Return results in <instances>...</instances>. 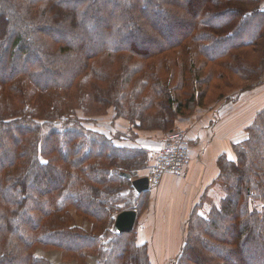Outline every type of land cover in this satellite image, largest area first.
I'll return each mask as SVG.
<instances>
[{
  "label": "trees",
  "instance_id": "16d2710c",
  "mask_svg": "<svg viewBox=\"0 0 264 264\" xmlns=\"http://www.w3.org/2000/svg\"><path fill=\"white\" fill-rule=\"evenodd\" d=\"M262 3L0 0V264H52L38 250L151 264L133 230H110L146 204L123 177L148 166L134 132H169L260 84ZM106 113L129 138L97 126ZM246 133L234 160L219 157L217 195L193 210L174 264H264V107Z\"/></svg>",
  "mask_w": 264,
  "mask_h": 264
},
{
  "label": "crops",
  "instance_id": "0c3cea01",
  "mask_svg": "<svg viewBox=\"0 0 264 264\" xmlns=\"http://www.w3.org/2000/svg\"><path fill=\"white\" fill-rule=\"evenodd\" d=\"M263 107L264 83L254 90L234 93L211 109H197L190 117L175 121L174 129L187 134L191 153L188 164L182 175H165L158 189L144 193L146 204L139 213L136 210L133 227L137 243L147 245L151 264L175 263L193 210L201 203V210L206 211L217 195L219 157L225 155L234 160L232 145L246 138V129ZM97 125L108 134L121 133L129 138L130 123L114 119L111 113ZM135 133L138 135L133 140L136 147L146 148L149 155L161 149L164 134ZM143 174L138 172L136 177ZM54 257L49 260L52 264H62L58 255Z\"/></svg>",
  "mask_w": 264,
  "mask_h": 264
},
{
  "label": "built area",
  "instance_id": "2783aa9c",
  "mask_svg": "<svg viewBox=\"0 0 264 264\" xmlns=\"http://www.w3.org/2000/svg\"><path fill=\"white\" fill-rule=\"evenodd\" d=\"M264 13V6L260 8ZM190 157L187 134L171 130L164 135L161 149L148 157V166L141 176L147 180L149 191L160 187L165 175L180 176L184 173ZM132 180V179H130Z\"/></svg>",
  "mask_w": 264,
  "mask_h": 264
},
{
  "label": "water",
  "instance_id": "95a60500",
  "mask_svg": "<svg viewBox=\"0 0 264 264\" xmlns=\"http://www.w3.org/2000/svg\"><path fill=\"white\" fill-rule=\"evenodd\" d=\"M123 177L127 180L131 179V176L127 173H124ZM131 187L138 195L148 191L147 180L145 178L133 180ZM136 218V211L127 210L120 212L115 218L113 230L118 234L130 233L133 230Z\"/></svg>",
  "mask_w": 264,
  "mask_h": 264
},
{
  "label": "rangeland",
  "instance_id": "374dc122",
  "mask_svg": "<svg viewBox=\"0 0 264 264\" xmlns=\"http://www.w3.org/2000/svg\"><path fill=\"white\" fill-rule=\"evenodd\" d=\"M264 6V3H262V5H261V7H263ZM262 83H264V75H263V77L261 78V81H260V84L259 85H261ZM256 86H258V85H256ZM256 86H253L254 88H252L251 90H254L255 89V87ZM246 92H248V91H246ZM229 99V98H228ZM227 99H223L222 101H226ZM221 101V102H222ZM207 102H209V101H206V103ZM214 102V101H213ZM212 102V103H213ZM212 103H210L209 105H207V107H206V105L205 106H203V107H196V109L194 110L193 108V113H194V111H196L197 109H199V110H208V109H211L213 106H214V104H212ZM107 116H109V113H106L105 115H103V116H101L100 118H99V121L101 120V119H104V118H106ZM98 123V122H97ZM98 126V125H97ZM172 130H175L174 129V126H173V129ZM176 130H179V129H176ZM180 131V130H179ZM167 133V132H166ZM165 132L164 133H162V134H166ZM188 140V139H187ZM155 151H157V150H155ZM159 151V150H158ZM191 154V153H190ZM146 168H147V166H146ZM146 168L145 169H142L141 171H139L140 172V174L142 173L143 174V172L145 173V171H146ZM69 211H70V213L73 215V221H74V225L75 226H77V227H79V228H82L85 232H87V233H90V231H91V223H89V222H87V221H85L84 219H82V218H80V217H78V216H76L75 215V211L72 209V208H70L69 209ZM116 217V216H115ZM113 218H114V216H113ZM114 220H115V218H114ZM114 225V224H113ZM113 229V226L111 225V228H110V230H112ZM57 252V253H56ZM37 255L39 256V257H41V256H43L42 258H44V259H46V260H51V259H53V258H55L54 256L55 255H58L59 256V258H60V261H61V256H60V253L58 252V251H42V250H38L37 251ZM97 260V259H96ZM96 260L95 259H90L89 260V263H93V264H96ZM50 262V261H49ZM51 263V262H50ZM66 264H75V263H73V262H67Z\"/></svg>",
  "mask_w": 264,
  "mask_h": 264
},
{
  "label": "bare ground",
  "instance_id": "6f19581e",
  "mask_svg": "<svg viewBox=\"0 0 264 264\" xmlns=\"http://www.w3.org/2000/svg\"><path fill=\"white\" fill-rule=\"evenodd\" d=\"M130 182V181H129ZM186 227V226H185Z\"/></svg>",
  "mask_w": 264,
  "mask_h": 264
}]
</instances>
